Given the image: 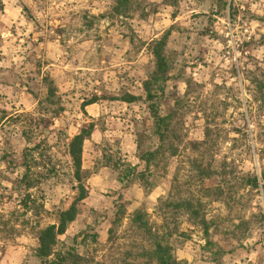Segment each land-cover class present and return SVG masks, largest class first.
<instances>
[{
  "label": "rangeland",
  "instance_id": "rangeland-1",
  "mask_svg": "<svg viewBox=\"0 0 264 264\" xmlns=\"http://www.w3.org/2000/svg\"><path fill=\"white\" fill-rule=\"evenodd\" d=\"M90 123L64 264H154L155 241L177 264H264V0H0V264H43Z\"/></svg>",
  "mask_w": 264,
  "mask_h": 264
},
{
  "label": "trees",
  "instance_id": "trees-1",
  "mask_svg": "<svg viewBox=\"0 0 264 264\" xmlns=\"http://www.w3.org/2000/svg\"><path fill=\"white\" fill-rule=\"evenodd\" d=\"M121 3V0H117ZM118 4L116 3V6ZM167 35H164L161 39L154 42L152 53L155 58V71L152 73L149 80L143 83V89L148 101H152L155 98L156 87L157 90H161V81L164 80V75L167 70V62L163 55ZM52 94V93H50ZM125 102H132L134 97L129 96L123 99ZM86 103L85 105H88ZM152 118L154 120L155 132L159 139H163L165 132L168 130V118L162 117L158 114L156 107L153 103L149 105ZM93 130V124L90 123L87 127L82 128L76 135H74L68 144V153L74 167V179L77 182L76 195L71 204L65 210L61 211L58 215V221L56 224L47 225L41 229L37 237V248L35 250V256L43 264H64L65 257L60 253L54 251V245L56 244L57 237L62 235L66 227L75 220L79 213V203L85 198V189L81 183V153L82 146L85 139H87ZM155 156L154 152H147L142 158L145 164L149 162L150 158ZM25 184L30 187L31 182L26 175L23 176ZM253 184L256 186V179H253ZM133 222L139 224L140 227H146V223L143 221V214L136 212L133 217ZM154 264H177V261L172 258L169 253V247L162 245L159 241H155L154 249L152 252Z\"/></svg>",
  "mask_w": 264,
  "mask_h": 264
}]
</instances>
